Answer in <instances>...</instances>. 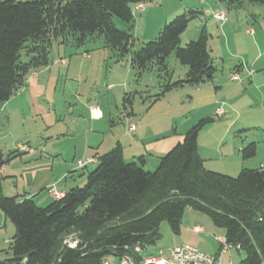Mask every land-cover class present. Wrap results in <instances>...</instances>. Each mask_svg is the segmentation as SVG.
Here are the masks:
<instances>
[{"label":"trees","instance_id":"obj_1","mask_svg":"<svg viewBox=\"0 0 264 264\" xmlns=\"http://www.w3.org/2000/svg\"><path fill=\"white\" fill-rule=\"evenodd\" d=\"M154 1L0 0V103L24 87L32 71L52 63L55 46L80 50L96 36L104 39L107 49L118 53L116 63L129 58L137 82L156 68L157 78L162 80L161 95L184 85L211 82L218 69L211 58L207 28H202L196 41L180 47L181 37L199 16L198 11L177 16L156 39L132 51L133 8ZM218 1L229 9H240L244 3L264 8V0ZM115 18L129 29L117 30ZM22 51L30 56L26 63L21 62ZM172 54L188 67L183 80L172 81L167 63ZM126 102L131 104L130 99ZM213 121L204 118L196 123L183 143L161 158L155 171L145 170L144 159L127 163L117 144L99 158L83 187L46 207L31 199L5 196L0 180V210L15 227L13 257L4 264H104L109 255L133 254L137 246L144 254L147 246L161 239L163 223L173 233H180L187 209L207 215L224 231L227 242L245 253L239 264H264V168H244L236 177L206 169L198 138ZM256 154V143L241 150L243 160ZM18 156L0 152V169ZM71 232L79 235L76 247L65 244Z\"/></svg>","mask_w":264,"mask_h":264},{"label":"crops","instance_id":"obj_2","mask_svg":"<svg viewBox=\"0 0 264 264\" xmlns=\"http://www.w3.org/2000/svg\"><path fill=\"white\" fill-rule=\"evenodd\" d=\"M155 1L145 4L143 10L135 9L133 13L135 27H142L144 40L158 36L164 24L188 10L206 12L211 17L212 12L222 10L220 4L206 0ZM205 4L207 8L203 6ZM244 7L245 4L239 11ZM260 14L262 10L257 9L249 16L254 19ZM158 15H165L163 23L153 22ZM230 15L224 24H219L213 19L214 23H206L208 33L213 37V26L219 27L220 47L223 50L230 43H241V38L238 37L240 31L246 36L255 34L256 37L252 40V44L257 47V55L252 61L254 70L247 72L241 64L234 67L225 77L222 67L221 80L216 78L217 72L211 82L184 85L164 95H161V90L156 91L151 85L150 90L149 85L139 83L142 77L137 82L139 84L134 86V92L141 94L140 102L144 107L147 106L146 109L137 111L132 107L130 110L124 109L117 116L113 113V105L118 108V98H122L125 105L129 104L126 102L130 99L127 88L133 77L132 69L127 71L123 82L111 83L107 76L100 81L97 80L98 71L100 73L104 68L107 69V62L105 66L104 61L97 63L89 51L80 53L75 49L69 51L70 48L55 46L52 63L43 69L32 71L25 86L9 101L0 103V152L4 155L16 152L19 155L0 169L3 194L7 197L31 199L37 206L46 207L57 200L48 192L49 189L66 194L76 187H83L88 174L97 168L99 158L117 144L121 145L127 163L144 159L145 170L155 171L161 158L183 143L188 130L204 118H214V121L200 132L198 138L199 154L206 169L231 177L238 176L244 168L250 169L241 156V150L247 143L240 142L238 138H241V135L237 136V133L252 128L249 127V122L241 123L239 117L246 108L253 110L254 106L252 98L241 99L244 94L242 77H245L244 80L251 79L252 91H262L264 88V80L260 81L259 78L264 71V65L259 64L262 54L260 41H264V27L259 25L261 32L254 31L249 25L243 29L242 24L236 26L240 20ZM244 20L247 21L248 18ZM234 24L233 32L230 27ZM197 29V33L189 37L192 40L199 36L200 28ZM222 63H226L225 55L222 57ZM236 68H240V81L230 79ZM62 79L66 88L59 96L56 91ZM257 81L260 82L259 85H256ZM125 84H128V87ZM168 100V108L171 111L167 115L168 109L166 111L160 107ZM186 103L189 107L185 106ZM260 104L264 106V93L261 95ZM220 108L223 110L222 116L217 115ZM92 110L96 112L93 114ZM226 115L236 117L223 120ZM87 158H95L96 161L85 168H77V162ZM199 227L204 233L196 235L192 231L186 242L173 240L169 241L170 244L159 243L157 246L153 245L154 249L157 252H168L183 244H195L194 246L204 252L218 254L220 247L215 238L223 236V230L215 226L209 229ZM199 235L209 238L210 244L199 240ZM227 257L229 261L232 260V253L230 256L225 255L223 260Z\"/></svg>","mask_w":264,"mask_h":264},{"label":"rangeland","instance_id":"obj_3","mask_svg":"<svg viewBox=\"0 0 264 264\" xmlns=\"http://www.w3.org/2000/svg\"><path fill=\"white\" fill-rule=\"evenodd\" d=\"M2 1H7V0H2ZM20 2H27L30 0H17ZM207 2H213V4H220L222 10H217L212 12V15L217 13V12H223L227 15V20L219 23V24H224L229 20V14L230 17L232 18H237L240 21H234L236 23V26H239L242 24L241 28H245L247 27V25H249L250 28H252L254 31H258L261 32V28L259 25H261L262 27H264V8L261 5H252L249 3H244L246 7H244V9H242V11H239V9H229L228 6L224 3V2H219L218 0H206ZM156 2V1H155ZM154 3V2H153ZM151 4V3H149ZM207 4L203 5L204 7L207 8L206 6ZM138 6H135L133 8V13L135 12V9H137ZM205 9V8H204ZM262 10V14L260 15H256L254 19H252L249 15H251L255 10ZM205 11V10H203ZM199 16L197 18H195L193 21L190 22L185 35L183 36V38L181 39V44L180 47H185L187 44H189L192 41H196L201 33L202 28L205 26L206 27V23L211 24L214 23L212 21L213 16L211 17V15L207 14L206 12H199ZM178 14L176 16H174L173 18H171V20L168 22H172L177 16L182 15ZM167 16V14H165ZM165 15H158L153 22H159V23H163ZM244 18H248L247 21L244 20ZM157 19V20H156ZM214 20V19H213ZM215 21V20H214ZM115 23V27L117 30L120 31H127L129 29V27L127 26V24H125L124 22H122L121 20L115 18L114 20ZM166 24H164L165 26ZM163 26V27H164ZM162 27V28H163ZM197 28H200L199 31V36L198 38H196L195 40H192L191 38H189L191 36V34H196L197 33ZM207 28V27H206ZM231 30L234 32L235 31V24L232 25ZM219 27L213 26V31H215V35H213V37H211L209 46L211 49V58L213 59L214 65L216 66V68L218 69V74L217 77L219 80L222 79V67L224 68V72L223 75L225 77H227V75H229L230 71L233 70L234 67L236 66H241V64L246 68L245 71H251L254 70L255 66L253 64V59L254 57L257 55V50H256V46L252 44V40L256 37L255 34L252 35H248L246 36L244 33H241L242 31H240L238 34V37L241 38V43L238 44H232L230 43L228 46L224 47V50L220 47V38H221V31H218ZM237 31V30H236ZM142 27H134L131 31V34L134 37V42H133V46H132V51L136 52L138 50L141 49L142 45L144 43L153 41L154 39H156V37L149 39V40H144V38L142 37ZM197 37V36H196ZM257 37H259V35H257ZM143 38V39H142ZM195 38V37H194ZM262 42V54H261V59L259 61V64H263L264 65V41H260ZM69 51L74 50L75 48H73L72 46L69 47ZM76 50V49H75ZM76 51H89L91 55H93L95 57V60L97 63H101L103 62V65L105 66V63L107 62V64L109 65V67L106 69L104 68V70L98 71V77L97 80L102 81L103 79H105V77L107 76L109 79H111V83L114 81L115 83H120L121 81H125V78L127 76V71L132 69L131 65H130V61L129 58L127 57L124 61H122L119 65H116V60L118 59V53L116 51H112V49H107L105 47V43H104V39L100 38V37H94L93 40H91L90 42L86 43L85 46H83L80 50H76ZM234 51V52H233ZM232 53H234L232 55ZM79 53L77 52L76 55H78ZM223 55L226 56V63L225 65H223L222 63V57ZM30 59V56L26 53V51H22L21 52V62L26 63L28 62ZM53 61V60H52ZM171 71L173 72V78L172 81H178L179 79H185L186 78V72L188 73V67L185 65H182L176 58L175 54H172L167 61ZM113 68V69H112ZM43 69V68H42ZM96 70V68H95ZM133 71V77H131V82H130V86L129 88H127L130 93V101L131 104H127L125 105L124 101L122 98H118V108H116L115 105H113V113L115 114V116H117L119 114V112L124 111V109L130 110L132 107L133 109L137 110V111H141L146 109V107H144L141 102H140V97L141 94H137L135 93V87L137 86L139 83L142 82V85H151L152 87H154L153 89H155L156 91H159V82H161L162 80H158L157 78V74H156V68H151L150 70H148L144 76L143 79L137 83L136 78H135V71L132 69ZM107 72V73H106ZM262 73V72H260ZM243 76V75H242ZM260 81L264 80V71H263V75L259 76ZM245 77H242V82H243V92L244 94H242L241 99L243 98H252V100L254 101L253 103V110H246L248 108H243L245 109L242 114L241 117H239V121L241 123H245V122H249L250 126L252 127L249 130L243 131L241 133H237V136L241 135V138H238V140L241 142H246L248 144L250 143H256L257 145V155L251 159L245 160V162L248 164L247 167L249 166L250 169H257V168H264V106L261 103V95L262 93H264V88L261 89L262 91H258L253 89L254 91L251 90V84H250V78L244 80ZM165 82V80H164ZM259 81H257L256 85H259ZM65 84V82L62 80L59 81L58 83V87H57V94L60 96L65 92V88L63 85ZM128 87V84H125ZM154 85V86H153ZM150 86V87H151ZM149 88L150 90L152 89ZM103 90V89H102ZM106 91V90H104ZM118 93H121V91H117ZM104 93V92H103ZM152 93H155V91H152ZM135 99V100H134ZM146 99V98H145ZM187 100V98H185V101ZM238 100H240L238 98ZM166 103H164L163 105H161L160 109H164L167 111L168 109V113L170 108H168V101H165ZM130 105V106H129ZM147 105V103H146ZM185 106H188V103L185 104ZM236 116L234 115H226L225 118L223 120H231L234 119ZM219 121V120H218ZM250 141V142H249ZM53 196V195H52ZM202 226L206 229H209L210 227H213V223L211 221V219L198 211H194L191 209H187L184 212L183 215V219L181 221V226H180V233L179 234H175L172 232L169 224L167 222L163 223L161 225L160 228V235H161V239L156 243L157 244H166L169 241H173V240H177L180 242H186L190 237H191V232L193 231L195 226ZM209 233V232H207ZM224 231H221V234H223ZM194 234V233H193ZM15 235V227L12 224V222L5 217L4 213L0 210V264H4V262L12 259L13 254L11 251V244L13 241V237ZM213 235V234H211ZM200 237H198L199 240H203L206 241L208 244H210L209 242V238L204 237V235H199ZM219 237V236H216ZM179 242V243H180ZM79 243V235L77 232H71L65 239V244H68L69 246H76ZM171 242H169L168 244H170ZM187 243H191V242H187ZM193 244V243H192ZM195 245V244H194ZM165 253H167L166 251H163ZM159 252H157L154 249L153 245L147 246L144 254L145 255H154V254H158ZM245 257V253L243 251H236L235 249L232 251V261L233 264H239ZM107 261L109 262V264H119V260L117 257L113 256V255H109L107 257ZM224 262L227 264L229 262L228 257L224 259Z\"/></svg>","mask_w":264,"mask_h":264},{"label":"built area","instance_id":"obj_4","mask_svg":"<svg viewBox=\"0 0 264 264\" xmlns=\"http://www.w3.org/2000/svg\"><path fill=\"white\" fill-rule=\"evenodd\" d=\"M145 4L138 5L137 9L143 10ZM213 19L222 23L227 20V15L223 12H217L212 15ZM232 81H240L241 76L238 71L233 72L230 75ZM93 114L96 110L91 111ZM218 116L223 115V110L220 108L217 112ZM134 129V127H133ZM95 158H87L77 162V168H85L88 164L94 163ZM53 195L57 200L62 199L65 194L57 192L54 189H49L48 191ZM193 233L198 235L204 233V230L196 226L193 229ZM215 240L219 244L220 252L218 254H210L200 250L197 246L190 244H183L169 250L167 253L160 251L158 254L154 255H144L143 249L140 246L135 247L133 254L124 253L118 257L119 264H225L223 257L229 255L235 249L232 245L227 242L226 237L219 236ZM76 247V246H70ZM104 264H109L105 262ZM228 264H233V261L230 259Z\"/></svg>","mask_w":264,"mask_h":264}]
</instances>
